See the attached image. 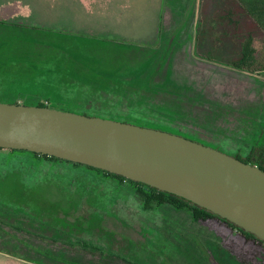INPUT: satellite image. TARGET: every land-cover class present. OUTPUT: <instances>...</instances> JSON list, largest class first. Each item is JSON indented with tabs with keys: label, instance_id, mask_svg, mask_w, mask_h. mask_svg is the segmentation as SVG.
<instances>
[{
	"label": "rangeland",
	"instance_id": "374dc122",
	"mask_svg": "<svg viewBox=\"0 0 264 264\" xmlns=\"http://www.w3.org/2000/svg\"><path fill=\"white\" fill-rule=\"evenodd\" d=\"M177 57L1 20L0 98L72 108L88 100L231 155L264 149V69L253 80L198 43ZM142 205L132 184L2 149L0 264H264L263 249L223 224Z\"/></svg>",
	"mask_w": 264,
	"mask_h": 264
},
{
	"label": "water",
	"instance_id": "95a60500",
	"mask_svg": "<svg viewBox=\"0 0 264 264\" xmlns=\"http://www.w3.org/2000/svg\"><path fill=\"white\" fill-rule=\"evenodd\" d=\"M0 147L98 168L181 197L264 242V170L166 130L0 101Z\"/></svg>",
	"mask_w": 264,
	"mask_h": 264
},
{
	"label": "crops",
	"instance_id": "0c3cea01",
	"mask_svg": "<svg viewBox=\"0 0 264 264\" xmlns=\"http://www.w3.org/2000/svg\"><path fill=\"white\" fill-rule=\"evenodd\" d=\"M239 1L237 8L236 0H0L2 12L16 10L0 12V21L16 20L77 43L177 51L181 62L198 43L206 52L264 69V0ZM257 71L246 74L257 80Z\"/></svg>",
	"mask_w": 264,
	"mask_h": 264
},
{
	"label": "trees",
	"instance_id": "16d2710c",
	"mask_svg": "<svg viewBox=\"0 0 264 264\" xmlns=\"http://www.w3.org/2000/svg\"><path fill=\"white\" fill-rule=\"evenodd\" d=\"M236 7L238 8V4H240L239 0H236V2H234ZM241 5V4H240ZM242 6V5H241ZM240 12H242V9L239 8ZM234 11H237L236 8ZM244 55V53H243ZM243 60L239 61L236 63V68L242 69V70H246V71H255V70H263V69H254V68H250L249 66L246 65L245 59L242 58ZM0 101H5V102H18V103H24V104H28V105H40V106H48V107H55V108H59V109H65V110H71V111H75V112H79V113H85L88 115H97V116H101V117H108V118H113V119H118L121 121H127V122H132V123H136L139 125H143L138 121L135 120H131L129 118H125V117H117L113 114H110L106 111H103V113L100 111L102 108L101 105L95 103V102H87L86 100L83 102V105H78V107H66L63 105H59V104H53V103H49L48 99L46 98L45 100H37L35 102H26L23 100H9V99H3L0 98ZM148 126V125H146ZM2 149H6L9 154H15V153H23L26 155H29L30 157H35L37 159L40 160H48V161H52V162H63L66 164H69L71 166H74L75 168L78 167H83L85 168V170H89L95 173H98L100 175L106 176V177H113L118 179L121 182H127L129 184H132L133 186L136 187V192L137 194L142 198L143 200V205L142 207L144 209H150L153 206H160V205H168L173 207L176 210H186L191 218L194 221L197 222H206L208 220H214L220 224H223L231 229H233L235 232H237L238 234H240L245 241L250 242L251 244H253L254 246L260 247L261 249H263L264 251V242L262 240H260L259 238H257L255 235L246 232L244 230H242L241 228L237 227L236 225L226 221L223 218H220L219 216L203 209L200 208L194 204H192L191 202L181 198V197H177L173 194L164 192V191H160L157 190L153 187L144 185L142 183L136 182V181H132L129 179H126L122 176L98 169V168H94L88 165H84V164H80V163H76V162H71L68 160H64V159H60L54 156H49L46 154H42V153H37V152H32V151H27V150H23V149H13V148H2L0 147V150ZM233 156L248 162L250 164L256 165L258 167H260L261 169L264 170V149L261 146H257V147H250V149L248 150V153H246L245 155H240V154H232Z\"/></svg>",
	"mask_w": 264,
	"mask_h": 264
}]
</instances>
